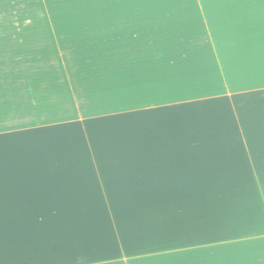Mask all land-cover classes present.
Segmentation results:
<instances>
[{
  "label": "crops",
  "instance_id": "obj_1",
  "mask_svg": "<svg viewBox=\"0 0 264 264\" xmlns=\"http://www.w3.org/2000/svg\"><path fill=\"white\" fill-rule=\"evenodd\" d=\"M70 2L0 26V60L15 36L115 43L0 75V264H264V0Z\"/></svg>",
  "mask_w": 264,
  "mask_h": 264
},
{
  "label": "rangeland",
  "instance_id": "obj_2",
  "mask_svg": "<svg viewBox=\"0 0 264 264\" xmlns=\"http://www.w3.org/2000/svg\"><path fill=\"white\" fill-rule=\"evenodd\" d=\"M62 1L64 2L68 0H25L23 3H20L18 6H16L13 9L14 10L13 12L16 13V16L11 18L12 20L9 19V21L6 23L0 22V26H12L14 28L24 27L25 29L38 26L35 23L38 22L39 18H35L34 16L30 14H40V13L50 14L52 11L58 12V11H64V10L70 9V8H67V6L71 4L70 0L68 3L60 4V2ZM234 1L236 2L234 4L233 3L232 4L223 3L224 8L226 6H233L235 9H240L238 6L240 5L246 6V0H242V2L241 0H233V2ZM2 4H3L2 0H0V6ZM83 4L84 3H80V1H77L76 6L77 7L80 6L79 8H81ZM0 9H3V8L1 7ZM23 12L24 14L21 15ZM1 20L2 19L0 18V21ZM207 25H210V24L207 23ZM39 37L40 35L38 34L35 36L33 35L15 36L16 40H15L14 54L9 60H0V71L2 72L0 73V75L1 74L10 75V76L12 75L17 80L18 78L19 79L22 78L20 76L31 75L29 76V78H26V79L36 78L37 80H39L40 79L39 76H42V74H48V73H53V74L58 73L59 74L58 70L60 69V66L57 67L56 65H51V64H54V63L56 64L60 62V59H65V62L67 63L70 62V64L71 62H73L72 60H68L67 53L62 51V49L64 48V46H66L67 43L78 44L80 46L88 44L86 42L96 43L95 44L96 46L102 45L104 43L115 44V43H111L113 42V40L110 39L109 37L107 38L105 37L104 39L101 37L99 41H95L96 37L99 38V36H96V35L95 36H92V35H88V36L57 35L56 38L54 37V35H51V36H48L46 40H44L43 36H41L43 39H39ZM76 39H79V43L74 42L76 41ZM39 43H41L42 45L51 43L49 47L47 48H51L52 50H49V49L48 50L46 49L45 51L33 50V46H39L40 45ZM23 45H29V46L24 48ZM35 48L37 49L39 47H35ZM76 48L79 49L80 47H76ZM83 48L84 50H86L85 47ZM72 52H75L73 56L76 59H79V58L84 59V57L86 56V55L82 56V53L80 51H72ZM95 54L96 55L94 57L100 58L102 60H104L103 59L104 57L105 58L110 57L108 54L105 55L101 51L100 52L96 51ZM50 66H56V67H50ZM64 68L67 70H70V66L64 67ZM48 69L50 70L49 72L43 71V70H48ZM41 85H42L41 82H31V83H24L23 87L21 85L19 86V88H20V91H25L26 94L27 93L32 94L30 95V97H32L33 101L37 102L39 101V97L35 95L37 94L35 91H38L39 89L43 90L42 89L43 87H45L46 90H52L51 88H48V86H41ZM46 90H43V91H46ZM40 100H43V99H40ZM89 101L90 100L82 101L79 104L81 107L80 110L82 111L86 110L88 108ZM31 118H32L31 119L32 123H34V122H39V121L41 122V121H44L50 118L56 119V116L55 115L42 116L40 120L39 116L32 115Z\"/></svg>",
  "mask_w": 264,
  "mask_h": 264
}]
</instances>
